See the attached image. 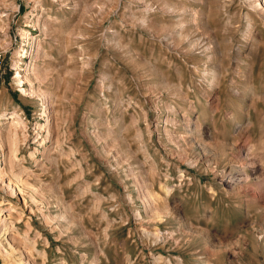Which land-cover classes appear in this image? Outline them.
Segmentation results:
<instances>
[{"label": "rangeland", "instance_id": "obj_1", "mask_svg": "<svg viewBox=\"0 0 264 264\" xmlns=\"http://www.w3.org/2000/svg\"><path fill=\"white\" fill-rule=\"evenodd\" d=\"M0 117V264H264V0H0Z\"/></svg>", "mask_w": 264, "mask_h": 264}, {"label": "bare ground", "instance_id": "obj_2", "mask_svg": "<svg viewBox=\"0 0 264 264\" xmlns=\"http://www.w3.org/2000/svg\"><path fill=\"white\" fill-rule=\"evenodd\" d=\"M24 36H26L25 33H23ZM27 38V36H26ZM28 79V78H27ZM20 85H22L24 82H27V80L23 77H18L17 80H16ZM29 82V80H28ZM29 91V90H28ZM22 92L25 94L27 93L26 90H22ZM31 95L34 94V92H30ZM43 95V94H42ZM47 105V104H46ZM2 115V114H1ZM8 115H6L5 119L6 120H10V126H9V132H8V139L10 140L9 141V150H10V159H11V162H10V165L11 167L13 168L14 166H16V156H17V152L18 151V148H19V142H20V138H19V129H21L23 126V121H22V117H21V114L19 113V111H15L13 112L12 114L9 115V117H7ZM1 118V117H0ZM3 119H0V122L2 121ZM1 125V124H0ZM26 125V124H25ZM46 127V125L42 126V125H39L38 128L40 130H44ZM24 130H25V127H24ZM23 130V131H24ZM22 131V130H21ZM24 136V135H23ZM3 139L2 138V135H1V132H0V140ZM18 166V165H17ZM11 169V168H10ZM12 171V169L10 170ZM14 172V171H13ZM25 168L21 169L18 173H14L13 174V178L9 180V182L6 180L5 181V178L2 176V178L0 177V186H1V189L5 190L6 192L10 193L11 195H14L16 193H18V191H22L23 190L21 189V187L19 186V184H22V175L25 174ZM231 174V173H230ZM223 180L224 181H228V179L226 177H223ZM13 181V182H12ZM222 181V180H221ZM34 199V198H33ZM146 238L151 240V238H153L154 240V244L159 242L161 240L160 236L153 233V232H146L144 233ZM25 241V240H24ZM1 244V243H0ZM13 246V245H12ZM14 248V247H13ZM0 251L3 252V257L5 258V260L7 261H10L11 260V254H9L8 251H5L1 245H0ZM27 254V253H26ZM157 261H162L164 260V258L162 256H159L157 259ZM13 263V260L11 261ZM168 263V262H167ZM24 264H31L30 261H27V262H24Z\"/></svg>", "mask_w": 264, "mask_h": 264}]
</instances>
